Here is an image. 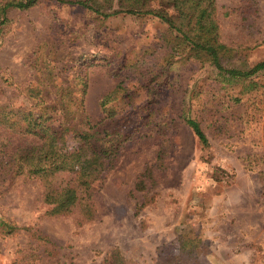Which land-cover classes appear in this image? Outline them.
Segmentation results:
<instances>
[{
	"label": "rangeland",
	"instance_id": "1",
	"mask_svg": "<svg viewBox=\"0 0 264 264\" xmlns=\"http://www.w3.org/2000/svg\"><path fill=\"white\" fill-rule=\"evenodd\" d=\"M214 2L231 49L223 65L264 61V0ZM99 5L120 10L116 0ZM5 18L0 122L43 101L52 116L60 99L83 101L88 123L77 129L109 161L82 181L3 175L0 264H264V72L229 82L207 58L173 55L175 34L150 15L105 18L38 0ZM5 123L2 152L29 142ZM49 185L76 190L68 212L51 214Z\"/></svg>",
	"mask_w": 264,
	"mask_h": 264
},
{
	"label": "trees",
	"instance_id": "2",
	"mask_svg": "<svg viewBox=\"0 0 264 264\" xmlns=\"http://www.w3.org/2000/svg\"><path fill=\"white\" fill-rule=\"evenodd\" d=\"M57 1L61 4L81 7L105 18L119 13L153 16L165 23L169 31L175 34V44L172 43L171 48L173 55L174 52H178L176 56L188 59L207 58L218 74L229 82H246L260 72H264V61L248 69L226 68L223 65L231 49L219 41L214 0H116L119 2L120 10L109 13H104L102 5H99L101 1L109 0ZM37 2L38 0L0 2V25L6 21L5 15L8 10L29 9ZM154 2L156 6H152ZM109 101L108 96L101 99L102 110ZM39 105L42 106L39 111L13 113L14 120L7 123L0 122L29 141L24 146L13 147L9 153L0 150V178L11 172L14 175H33L40 178L74 173L82 181L84 176L91 177L90 175L97 168L100 170L106 168L109 161L106 150L96 151L92 147L93 134L77 129L79 124L88 123V118L84 115L83 101L79 103L65 99L56 101L53 104L55 116L45 112L49 109L47 102L43 101ZM184 121L198 141L203 146H207V139L199 123L190 117H185ZM72 140H76L78 144L65 145ZM92 167L93 172L90 171ZM77 199L76 190L68 187L53 189L49 185L44 194V202L52 206L50 212L54 215L68 212ZM175 260L176 258L172 259Z\"/></svg>",
	"mask_w": 264,
	"mask_h": 264
}]
</instances>
